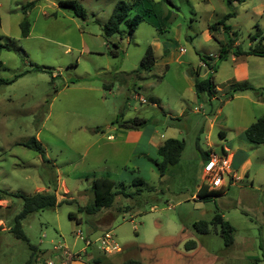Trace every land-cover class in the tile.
<instances>
[{
    "label": "rangeland",
    "instance_id": "obj_1",
    "mask_svg": "<svg viewBox=\"0 0 264 264\" xmlns=\"http://www.w3.org/2000/svg\"><path fill=\"white\" fill-rule=\"evenodd\" d=\"M32 1L24 15L22 6ZM57 1L0 0V43L7 46L0 52V80L20 75L12 84L0 85V264H25L31 255L28 245L9 232L22 207L21 199L10 195L53 190L57 201L73 202L22 221L36 248L31 264H44L58 245L78 253L83 262L88 255H104L96 240L106 231L121 247L107 258L112 264L126 259L141 264H264V145L239 138L242 127L264 115V77L238 82L234 73L239 62L251 59L249 70L262 68L264 74L262 59L235 56L238 48H249L251 36L258 31L264 35V0L230 5L225 0H153L156 16L168 18L164 32L143 20L133 34L122 24L120 34L107 41L102 29L115 5L135 0H75L85 12L83 19L58 8ZM229 13L233 16L224 21L228 34L221 25L209 29ZM24 19L29 25L25 38L19 28ZM112 43L118 47L116 56L110 54ZM149 46L156 63L150 72L135 74ZM205 56L213 58L215 71L201 63L199 57ZM209 75L216 93L208 101L197 98L191 85L192 76ZM243 84L253 89L247 95L255 102L234 95ZM116 118L144 119L138 130L155 132L160 143L183 141L178 164L160 177L154 165L158 156L144 144L136 145L133 136L126 138L129 130L111 125ZM31 138L43 155L23 146ZM230 141L248 156L250 167L230 182L224 178L227 185L220 192L228 202L219 207L191 198L201 181L203 154L222 157V146ZM103 176L115 182V190L132 196H116L110 208L93 216L78 212L92 201V180ZM135 178L143 184L132 186ZM218 211L235 224L230 247L224 246L219 226L206 235L193 229L195 222L210 221ZM188 240L196 243L194 252L185 251ZM85 241L92 244L85 247Z\"/></svg>",
    "mask_w": 264,
    "mask_h": 264
},
{
    "label": "trees",
    "instance_id": "obj_2",
    "mask_svg": "<svg viewBox=\"0 0 264 264\" xmlns=\"http://www.w3.org/2000/svg\"><path fill=\"white\" fill-rule=\"evenodd\" d=\"M166 1V0H164ZM244 0H225L226 4L230 5L232 3H241ZM35 1H32L25 6H22L21 11L25 15L26 10L34 5ZM58 8L63 9H71L73 14L83 19L85 17V12L82 7L75 0H59L56 3ZM143 5L144 8H141ZM154 1L153 0H135L131 3H125L119 1L114 9L112 10L106 24L102 29V37L105 41L109 40L113 36L120 34V26L125 24L128 28L129 34H133L137 29L139 23L143 20L148 22L151 26L155 27L159 32L165 31V24L167 21V17H159L156 16L154 12ZM145 8L147 11H145ZM145 11V12H144ZM233 16V14L229 13L225 17L222 18L220 22L212 24L209 29L214 31L217 29V26L221 25L225 34L229 33L230 28L224 24V21ZM19 28L21 30V36L27 37L29 25L24 19L19 24ZM1 40V37H0ZM251 45L246 51H241L239 48L235 52V56H254L259 58H264V35L259 31L250 37ZM230 46L233 44L234 40H230ZM114 51H111L110 54L112 56L117 55V44L112 43ZM3 49H7L6 45H2L0 43V52ZM224 53V49L221 50ZM222 53L219 54L218 58H222ZM201 63L207 68L215 71V66H211L210 62L213 61V58L210 56L199 57ZM156 63V59L154 57L152 47H147L145 54L140 61L139 67L134 72L135 74L142 72H150ZM36 71H42L38 67L35 69ZM191 75H194L193 72ZM20 76V75H19ZM16 76L10 81L0 80V85H9L12 84L19 77ZM193 78V89L197 98L211 99L214 97L216 93V84L212 76H207L205 78L192 76ZM238 92L253 90L247 85L243 84L238 87ZM256 93V92H255ZM232 98V94L228 96V99ZM116 124L119 128L125 130H138L140 127H143L146 124L144 119L134 118L129 121H119L118 118L114 122L111 123ZM245 140L255 146L264 145V115L258 118L255 122L250 124L244 131ZM24 147L37 152L40 155H43V149L41 145L35 138H31L27 143L23 144ZM184 149V142L176 139H167L163 143H161L156 149V155L159 158V162H154V165L159 173L160 177H163L168 171L170 167H173L178 164L182 151ZM204 162L208 159V153L203 154ZM143 184V180L141 178H135L132 181V186H141ZM52 192L45 193H36L30 196H25L21 194L10 195L17 198H20L22 201V207L18 214H16L12 220L11 227L9 232L12 236L19 241H22L28 245V249L30 251V257L25 262V264H31L32 257L36 253V248L29 244L27 237L25 236L22 229V221L30 214L36 213L43 210L54 209L56 206L67 204L70 205L72 200H60L57 201L56 195ZM141 190L137 191L140 192ZM90 192L92 194L91 203L85 205L84 207H78L77 211L84 213L89 216H93L102 209L110 208L114 202V198L118 195H122L123 197H130L131 194H126L122 190H115V182L109 179L107 176L94 178L91 182ZM223 192L220 191H209L207 186L203 183L199 186L196 197L198 201L201 202H213L218 196H220ZM134 194V193H133ZM7 195V193H5ZM136 195V194H134ZM68 218L70 220L74 219V215L69 214ZM76 224H79L77 221ZM220 228V235L223 239V244L226 247H230L234 242V227L226 220H224L221 214L216 212L210 221H198L193 224V229L197 234L206 235L210 232V227ZM196 247V243L193 240H188L184 243L185 251H190ZM113 256V255H111ZM110 256V257H111ZM107 258V255H101L94 257L91 261L86 262V264H112ZM122 264H141L137 260L126 259L122 262Z\"/></svg>",
    "mask_w": 264,
    "mask_h": 264
},
{
    "label": "crops",
    "instance_id": "obj_3",
    "mask_svg": "<svg viewBox=\"0 0 264 264\" xmlns=\"http://www.w3.org/2000/svg\"><path fill=\"white\" fill-rule=\"evenodd\" d=\"M240 57H242V56H240ZM244 57L249 58L251 56H244ZM260 59H262L263 61H258V62L264 63V58H260ZM237 60L238 59H236L234 62H236ZM250 61H251V59L243 60V61L239 62L238 65L235 67L234 73H235L236 80L238 82H246V81L256 80V79H258V76L264 77L263 72H261L262 68L258 69V68L253 67L252 71L249 70L248 65H249V63H251ZM261 74H262V76H261ZM191 86L193 87V85H191ZM250 86H252L254 88L256 85H250ZM256 88H258V86H256ZM248 92H250V91L246 90V91H242V92H237L234 95H236V96L242 95L246 98H249L251 100V102H255L253 99H251L247 95ZM213 99H215V98L212 97L211 100H213ZM207 100L209 101L210 99H207ZM211 126H212V123L210 124L209 127L211 128ZM219 127H221L220 128L221 130L219 131V136H220V138L224 139L226 136H225V133L222 132L223 126L220 125ZM246 128L247 127H242L240 129V133H239V138L241 137L243 141L245 140L244 131ZM154 133L155 132H153V131H146V130H129L127 133H125L124 136H126V138L129 136H131V137L133 136L136 139L133 141L136 145L144 144L148 149L155 152V154H156V149L161 143L159 142V140H156ZM108 137H111V139H109V140H112V138H113L112 136H108ZM222 149H223L224 153L228 156V159L230 162V174L232 176H234L236 178L238 176V174H245L248 171V169L250 167V161H249L248 156H244L242 154V152L240 151L241 148H238V147L234 148L232 146V142L230 141V143H226L224 146H222ZM211 153L212 152L210 151L208 154H211ZM203 161H204V159L202 158L201 169H202V166L204 163ZM200 173H201V171H200ZM200 179H201L200 183L202 184V177L201 176H200ZM200 183L196 187L195 195H196V192H197L199 186L201 185ZM62 185H63V183H62ZM65 192H67L66 189H65ZM194 197H196V196H194V195L191 196V198H194ZM196 199H197V197H196ZM215 202L218 203V205L220 207L221 202H228V201H227V199H225L224 194L222 193L220 196H218L216 198ZM221 216H222V218L224 217L223 214H221ZM223 219L228 221L233 227H235L234 222H232L231 220L226 219V218H223ZM196 249H197V245L194 249H192L188 252H194ZM110 256H108V257H110ZM92 259H93V256L88 255L86 262L91 261ZM86 262H83V261L77 259V260H74L71 264H86Z\"/></svg>",
    "mask_w": 264,
    "mask_h": 264
},
{
    "label": "built area",
    "instance_id": "obj_4",
    "mask_svg": "<svg viewBox=\"0 0 264 264\" xmlns=\"http://www.w3.org/2000/svg\"><path fill=\"white\" fill-rule=\"evenodd\" d=\"M201 177L202 183L207 186L209 191L224 189L227 185L224 178H229L228 182L235 179L230 174L228 156L224 154L222 157H215L212 153L208 154V159L203 163L201 169ZM78 235L80 237L81 233L79 232ZM96 241L104 255L110 256L121 252V247L114 240L111 231L104 232ZM91 244L92 242L85 241V247ZM53 251L51 258L46 259L44 264H71L79 256L78 253H72L63 245L54 246Z\"/></svg>",
    "mask_w": 264,
    "mask_h": 264
}]
</instances>
